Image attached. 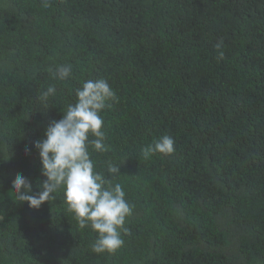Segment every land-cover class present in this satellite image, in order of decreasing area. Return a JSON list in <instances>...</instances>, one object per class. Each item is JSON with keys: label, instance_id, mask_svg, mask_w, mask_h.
<instances>
[{"label": "trees", "instance_id": "trees-1", "mask_svg": "<svg viewBox=\"0 0 264 264\" xmlns=\"http://www.w3.org/2000/svg\"><path fill=\"white\" fill-rule=\"evenodd\" d=\"M90 79L117 97L91 158L121 164L132 206L114 254L62 190L39 209L10 195L18 174L42 190L35 143ZM163 135L175 151L145 158ZM0 264H264V0H0Z\"/></svg>", "mask_w": 264, "mask_h": 264}, {"label": "clouds", "instance_id": "clouds-1", "mask_svg": "<svg viewBox=\"0 0 264 264\" xmlns=\"http://www.w3.org/2000/svg\"><path fill=\"white\" fill-rule=\"evenodd\" d=\"M223 43L221 39L215 47L219 50ZM218 58H223L222 51ZM49 71L54 79L61 81L72 75L70 65H58L54 72ZM56 93L55 85H49L39 94V99L46 107L50 97ZM75 97V103L68 104L62 111V118L54 120L35 143L41 158V172L46 177L43 182H38L42 190L32 194L31 182L18 174L12 181L10 195L19 203L27 202L29 207L39 209L62 190L66 211L73 214L78 227L89 228L96 233L91 251L97 255L114 254L124 243L121 230L127 232L124 225L132 214V206L127 202L121 184L112 183L121 175V164L108 163L109 179L96 171L91 155L92 152L107 151L101 112L107 101H115L117 97L105 79L84 81L75 90ZM174 145L171 136L163 135L145 147L143 155L145 158L157 153L170 155L175 151ZM25 153L30 154V149H25Z\"/></svg>", "mask_w": 264, "mask_h": 264}]
</instances>
